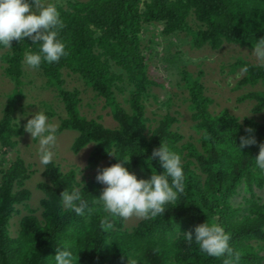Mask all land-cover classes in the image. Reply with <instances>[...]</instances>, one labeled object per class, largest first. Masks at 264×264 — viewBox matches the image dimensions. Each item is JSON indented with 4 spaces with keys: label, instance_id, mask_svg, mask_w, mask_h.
Wrapping results in <instances>:
<instances>
[{
    "label": "trees",
    "instance_id": "obj_1",
    "mask_svg": "<svg viewBox=\"0 0 264 264\" xmlns=\"http://www.w3.org/2000/svg\"><path fill=\"white\" fill-rule=\"evenodd\" d=\"M55 4L64 23L59 38L68 55L56 63H42L36 70L56 87L64 104L65 116L56 134L77 133L71 146L75 154L93 144L87 169L117 163L107 149L118 157L127 152L132 157L125 167L143 179L152 174L147 157L161 140L166 141L182 156L185 191L165 206L164 215L141 218L132 228L126 227V220L108 215L112 224L109 243L101 228L107 214L99 203L90 215L78 216L64 208L59 197L76 184L83 198L93 200L105 185L97 182V174L80 180L76 169L65 171L53 161L43 165L39 214L23 216L13 237L11 220L18 207L30 201L32 192L26 184L34 174L21 157L12 158L25 134L15 114L24 87V55L37 50L29 38L13 41L12 48L0 47L3 73L16 85L0 118V264H53L59 243L73 240L77 241L76 264H224L225 257L207 256L183 235L207 219L230 235L231 246L241 255L239 264H264V172L254 167L253 160L264 143V118L212 111L213 99L200 77L187 80L193 135L179 130L178 119L170 113L150 117L146 98L157 82L150 77L146 57L150 41L141 36L145 26L160 24L165 36L190 35L197 49L219 50L225 44L254 49L256 39L264 37V0H69ZM234 67L247 68L239 87L264 86V63L239 60ZM65 72L80 78L105 101L117 123L114 128L82 113L81 93L64 88ZM245 99L256 101L254 114H264V90L240 97ZM248 128L254 130L257 144L239 153L235 143L239 145ZM152 165L163 171L158 161Z\"/></svg>",
    "mask_w": 264,
    "mask_h": 264
},
{
    "label": "rangeland",
    "instance_id": "obj_2",
    "mask_svg": "<svg viewBox=\"0 0 264 264\" xmlns=\"http://www.w3.org/2000/svg\"><path fill=\"white\" fill-rule=\"evenodd\" d=\"M69 0H51L54 3L64 4ZM31 3V0H28ZM35 6L33 5V8ZM142 38L150 41L148 58L149 74L157 85L152 86L150 94L146 98L147 112L150 117L170 113L178 119L177 128L185 135H193L191 112L189 109L187 80L200 77L205 85L207 94L213 99L212 111L219 113L228 110L239 117L264 118V114L256 115L252 108L255 100H240V97L248 92L264 90V86L239 87L238 81L244 74L241 67H234L239 60H247L252 63H260L252 54L254 49L240 47L233 44H225L219 50L205 46L197 49L192 44L190 35L179 34L165 36L160 24H150L144 27ZM236 68V69H234ZM24 87L20 96L16 121L24 126L39 108L49 114L50 120L56 125V130L61 124V118L65 116L64 104L59 97L56 87L49 82L36 69L27 65L24 67ZM187 76V77H186ZM64 88L67 91L78 90L81 95L82 113L90 118H97L110 128H114L115 122L111 108L105 101L96 97L90 87L77 76L65 72ZM15 83L8 79L0 63V118L15 89ZM25 113H28L25 116ZM57 135L56 157L53 161L59 164L63 170L71 168L77 170L78 177H93L98 169L86 168L89 154L93 144H89L79 153L75 154L71 146L77 133L66 130ZM39 141L32 139L30 134L25 133L19 142L18 152L12 158L21 157L27 165H31L34 174L28 180L26 187L32 192L27 206L21 205L11 220L10 232L16 237L19 231V222L27 214H39V201L43 193L38 189V184L43 180V165L40 164L37 155ZM103 167L105 164L103 163ZM141 220L140 217L132 216L126 220V227L132 228Z\"/></svg>",
    "mask_w": 264,
    "mask_h": 264
},
{
    "label": "clouds",
    "instance_id": "obj_3",
    "mask_svg": "<svg viewBox=\"0 0 264 264\" xmlns=\"http://www.w3.org/2000/svg\"><path fill=\"white\" fill-rule=\"evenodd\" d=\"M63 27L61 14L51 0H31V3L28 0H0V47L12 48L13 41L23 42L25 38H29L37 50L26 52L23 62L31 69H39L42 63L59 62L68 55L65 42L59 38ZM253 45L252 54L264 63V37L256 39ZM244 71H247L246 67ZM23 131L30 134L33 140L39 141L37 155L40 164L46 166L52 163L56 157V125L46 112L39 108L27 120ZM253 131L251 128L246 129L248 134L240 137L238 146L235 143L239 153L244 148L257 144ZM107 151L109 155H115L118 162L98 170L96 180L105 185L99 197L93 200L83 198L81 188L76 184L69 186L59 197L63 207L78 216H84L86 212L90 215L99 203L107 214L101 221V228L105 231L107 241L111 243L108 231L112 224L108 215L121 220L132 216L155 218L164 215L165 206L175 202L185 191V172L181 154L163 140L147 157L146 163L152 170L148 179L138 178L125 167L131 162L132 155L125 152L118 157L114 150ZM153 160L158 161L162 172L153 167ZM253 160L254 167L264 172V143L259 144L258 156ZM79 179L81 180V176ZM183 235L188 244L194 242L207 256L225 257L224 264H239L240 252L231 246V237L221 225L210 223L207 219L195 226L194 232L189 231ZM76 244L75 240L60 242L53 264H76Z\"/></svg>",
    "mask_w": 264,
    "mask_h": 264
}]
</instances>
